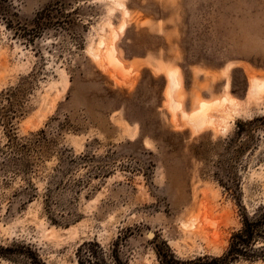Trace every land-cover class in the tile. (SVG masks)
<instances>
[{
    "label": "rangeland",
    "instance_id": "rangeland-1",
    "mask_svg": "<svg viewBox=\"0 0 264 264\" xmlns=\"http://www.w3.org/2000/svg\"><path fill=\"white\" fill-rule=\"evenodd\" d=\"M258 119L264 0H0V246L221 256L264 206Z\"/></svg>",
    "mask_w": 264,
    "mask_h": 264
},
{
    "label": "trees",
    "instance_id": "trees-1",
    "mask_svg": "<svg viewBox=\"0 0 264 264\" xmlns=\"http://www.w3.org/2000/svg\"><path fill=\"white\" fill-rule=\"evenodd\" d=\"M253 120L244 125H252ZM157 249L161 264H236L238 261H264V206H260L253 214L243 213L242 227L233 233L228 249L221 256H201L192 260L182 261L172 251ZM79 264H127L120 256L117 246L108 249L96 241L82 244L78 250ZM0 256L19 264H47L31 246L14 243L10 246H0Z\"/></svg>",
    "mask_w": 264,
    "mask_h": 264
},
{
    "label": "bare ground",
    "instance_id": "bare-ground-1",
    "mask_svg": "<svg viewBox=\"0 0 264 264\" xmlns=\"http://www.w3.org/2000/svg\"><path fill=\"white\" fill-rule=\"evenodd\" d=\"M111 46H112V45H111ZM110 49H111V47L109 48V50H110ZM113 50H114V49H113ZM110 51H111V50H110ZM110 51H107V53L110 54V53H111ZM112 52H114V51H112ZM107 53H106V54H107ZM109 54H107L106 57H108ZM112 55H113V54H112ZM112 58H113V57H112ZM112 58H111V57H108V59H112ZM113 59H114V58H113ZM113 61H115V60H113ZM113 61H112V62H113ZM170 75H172V74L170 73ZM170 75H169V76H170ZM252 75H253V74H252ZM173 76L175 77L174 74H173ZM250 76H251V75H250ZM253 77H254V75H253ZM172 80H173L174 86H176V85H177V82H176L175 78H172ZM257 80H258V79H257ZM260 81H261V80H259V82H260ZM254 82H255V81H254ZM254 82H253V83H254ZM259 82H258V83H259ZM255 83H256V82H255ZM259 84H260V83H259ZM261 84H262V83H261ZM170 85H171V83H170ZM178 85H180V84L178 83ZM255 85H256V84H255ZM172 86H173V85H172ZM256 86H257V85H256ZM169 87H170V86H169ZM259 87H260V86H259ZM262 87H263V86H262ZM175 88H176V87H175ZM171 89H172V87H171ZM171 89H170V90H171ZM167 94H168V92H167ZM169 95H170V94H169ZM170 96H171V95H170ZM229 97H230V96H229ZM170 98H171V97H170ZM229 101H230V102H234L233 99H230ZM225 102H226V101H225ZM172 103H174V102H172ZM206 103H208V102H206ZM219 103H221V101H220ZM219 103L217 102L218 105H219ZM226 103H227V102H226ZM215 104H216V103H215ZM215 104H212V106L209 105V107L211 106L210 108H211L212 110H214L212 107H213ZM223 104H224V102H223ZM202 105L204 106L203 103H202ZM207 105H208V104H207ZM224 105H225V104H224ZM220 106H221V105H220ZM217 107H218V106H217ZM221 107H222V106H221ZM176 108H179V107H176ZM201 108H203V107H201ZM210 108H207V111H208V109L210 110ZM222 108H223V107H222ZM204 109H205V108H203V111H204ZM215 109H216V107H215ZM217 109L220 110L219 107H218ZM217 109H216V110H217ZM198 111H199V110H198ZM198 111H197V112H198ZM193 113H194V112H193ZM201 113L203 114L202 111H201ZM195 114H196V113H195ZM195 114H194V115L191 114V115H192V116H195ZM187 117H188V116H187ZM195 117H196V116H195ZM195 117H193V119H194ZM191 118H192V117H191ZM196 118L199 119V118H200V114H199L198 117H196ZM199 120H200V119H199ZM194 121H195V120H194ZM203 121H205V120H203ZM190 122H191V121H190ZM192 122H193V120H192ZM199 122H200V123H198V122H193V123H194V124H195V123L200 124V125H198V124L196 125V124H195L196 126H201V125L204 126V125L202 124V120L199 121ZM207 126H208V125H207Z\"/></svg>",
    "mask_w": 264,
    "mask_h": 264
},
{
    "label": "water",
    "instance_id": "water-1",
    "mask_svg": "<svg viewBox=\"0 0 264 264\" xmlns=\"http://www.w3.org/2000/svg\"><path fill=\"white\" fill-rule=\"evenodd\" d=\"M148 236H149L150 238H153V237H154V234H153V233H149Z\"/></svg>",
    "mask_w": 264,
    "mask_h": 264
}]
</instances>
